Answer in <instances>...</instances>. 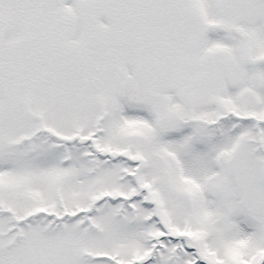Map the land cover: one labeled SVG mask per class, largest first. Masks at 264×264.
Listing matches in <instances>:
<instances>
[{
    "label": "snow or ice",
    "instance_id": "obj_1",
    "mask_svg": "<svg viewBox=\"0 0 264 264\" xmlns=\"http://www.w3.org/2000/svg\"><path fill=\"white\" fill-rule=\"evenodd\" d=\"M0 264H264V0H0Z\"/></svg>",
    "mask_w": 264,
    "mask_h": 264
}]
</instances>
